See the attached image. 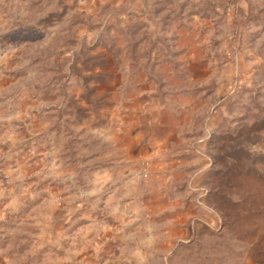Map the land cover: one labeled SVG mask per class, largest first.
<instances>
[{
    "label": "rangeland",
    "instance_id": "1",
    "mask_svg": "<svg viewBox=\"0 0 264 264\" xmlns=\"http://www.w3.org/2000/svg\"><path fill=\"white\" fill-rule=\"evenodd\" d=\"M0 264H264V0H0Z\"/></svg>",
    "mask_w": 264,
    "mask_h": 264
}]
</instances>
